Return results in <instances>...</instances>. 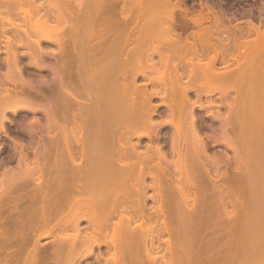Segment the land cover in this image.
<instances>
[{"label":"bare ground","instance_id":"6f19581e","mask_svg":"<svg viewBox=\"0 0 264 264\" xmlns=\"http://www.w3.org/2000/svg\"><path fill=\"white\" fill-rule=\"evenodd\" d=\"M28 1L32 3L31 5L29 2L32 9L35 6L36 10L33 9L34 12L37 13L38 11L39 17L37 18L41 19L39 22L46 25L50 20H53V22L55 20L56 24L58 21L60 24L58 26L62 27L55 35H51L52 33H49L48 30H46L47 33H45L46 31L43 32L45 30L43 27L42 32H40L41 35L32 37L28 30L24 29L23 31L21 27L19 30H22L26 39L24 37L15 39V36L14 38L9 35L5 36V41L8 43H6L8 53L6 55V71H0V127L2 128L4 121L7 120L4 114L6 110L12 112H17L20 109L32 112L40 110L46 117L45 123L41 126L47 129L54 128L56 133L50 140L41 143L39 156L36 164H34L36 166H32L34 168L21 161L18 162L16 169H5L0 173V264H16L19 261L18 264H21L23 259V264H77L82 258L93 254L95 247L98 248L104 243V238H97L96 233L92 237L90 235L95 231L98 232L100 228H105L102 229L104 233L110 226H112L111 230L116 229V232L118 230L119 241H111L113 240L112 236L111 240H108L111 242L107 245L109 250L112 248L110 253V261L112 262H106L105 264H264V175L257 180L260 186H258V190H252L253 192L248 193V186L244 187V181L247 177H245L246 174L242 169L246 166L242 162V160H245L241 157L242 148L237 147L238 145L234 146L232 133L230 135V132L236 130V127L239 129L238 125L241 127V123H244L243 121L239 123L238 120L244 114L243 110L246 112V109H248L245 105L246 109H242L243 103H248L250 98L254 99L257 96L254 99L255 104L258 99L259 101L262 99L263 103L260 104L261 101L260 103L257 101L260 105L256 104V108L259 106L258 110L261 106V111H264V29H261L260 25L249 22L248 29H246L253 36L240 40L238 36L233 38V35H225L226 29L218 28L222 24V16H216L214 27L216 30L218 29V34L216 33L214 36L210 27L202 26L206 17L199 13L196 18L191 20L194 25L199 27V30L196 33L193 32L190 39L188 36H182L181 32L177 31L179 22L176 20L177 15L175 16V12L179 10L185 14L187 11L185 8H181L179 1L172 3L171 7L168 4L169 10L167 8L165 11H161L163 12V15H160L161 17H159V14L162 13L156 12L158 18H154V15V19L150 18L152 16L150 12V14L144 13L147 14V18L143 16V13V15L137 13L140 14V17L143 16L140 20L145 18V21L140 23L137 20L138 17L135 19L134 12L136 9L134 7L137 5L138 10H145L144 7L142 8L143 4L140 8L142 0ZM20 3L27 5L25 2L20 1ZM20 3L18 2V4ZM151 3L149 4L152 6L158 4L153 5ZM3 4L4 2H2ZM158 5L161 7L160 4ZM156 6L150 8L151 11L157 9ZM10 7L12 6H9V9ZM9 9L8 11H10ZM150 9L148 8L149 11ZM154 11H152V14H154ZM164 12L166 13L164 14ZM30 15L32 16L31 12ZM33 16L35 17V15ZM6 17L5 19L0 16V28L3 31L5 28L10 27L19 28V23L8 19V16ZM24 18L26 19V17ZM4 20L7 25L2 24ZM27 23H29V20ZM157 31L160 33L157 34ZM244 31L246 30L244 29ZM152 32L157 34V36H154L156 34L153 35V37H156L154 38L156 43H150L149 40V47H146L145 43H143L145 46H141L143 45L141 42L149 39ZM146 37L148 38L146 39ZM43 42L53 43L58 47L60 54L55 58L53 64L47 65L48 63L45 64L43 60V55L47 53L42 46ZM132 42L134 43L130 46ZM23 43L30 45L27 52L31 65L52 70L51 78L44 79L42 77L40 79L43 85H47V89H45L47 92L36 91L40 93L41 100L31 99V94L26 92L27 88H32L34 91L37 87L34 86L32 80L24 77L14 51V44L20 45ZM230 45H234L236 48H246L244 50L249 49L250 52L247 51V53L249 52L248 56L255 55L252 58L254 61H252H257L256 64L245 67L243 62L244 66H242L240 61L243 59V51L240 48L239 50L236 49L235 52L234 49L233 52H229V49L228 51L225 50L226 47L230 48ZM216 46L218 51L215 50ZM101 47L106 56H101L97 60L87 58L91 56L93 50L97 51L96 49H98L99 52ZM163 47L170 48L171 52L168 49H166L168 50L166 52L163 51L161 49ZM197 47H213L212 61L214 62L217 55L220 54L224 66H228L229 62L228 57H225L227 52L230 55L234 53L230 56L233 57L234 61L239 57L236 66L233 68L224 69V66L221 69L216 68L213 62L209 61L212 56L209 57L208 62L205 60V64L199 67L192 66L194 70L198 69L196 70L200 73L199 75H203V80L198 87V94L201 92L210 94L213 90H216L220 96L226 99L227 112L224 113L226 116L222 115V117L218 113L217 117L220 123L219 130L222 134L220 136L227 143L233 144L231 147L233 155L231 157L224 153L213 158L217 160L216 176L218 179H222V182L217 184L219 195L215 202V208L213 210L211 207H209L211 210L208 207L206 208L203 202L206 198L204 191L207 189L205 190V186L200 185L202 188L199 190L202 193L198 197L196 194L192 196L187 195L188 193L183 194L187 200L192 197L191 199L194 202L198 198L201 202L198 210L194 209V212L185 214L179 208L180 204L176 199V195L175 197L172 195L168 197L167 194L165 197L163 191L165 189L171 190L170 188L174 182V186L180 187L177 190L181 192L187 189L190 190L194 185L192 182V180H195L193 176L195 175L194 178H196V174L199 173L197 172L198 168L195 170L199 164V168L202 170L201 173L208 178L211 177L207 165L212 157L206 154L202 137L196 129L193 109L194 106L199 107L201 103L187 97L188 90L194 88V85L183 84L181 81L182 73L174 71L176 65L172 69L173 63L171 66L168 63L171 55L178 52L179 49L184 48L185 54L189 53L191 54L190 57H193L194 54H198L196 52ZM70 48L71 52L69 50L68 53L67 49ZM175 49L178 50L175 51ZM251 51L253 54H251ZM164 52L166 56L164 65L167 68L170 67L171 70H167L169 71L166 72L167 75L162 74V71H160L161 76L152 75L153 78L149 77V71L156 65V61L152 60L153 53H158L162 57ZM224 52H226V55H224ZM191 59L189 60L191 61ZM226 62L227 64H225ZM102 63L107 66V75H105L106 73L102 74ZM194 70L187 73L189 79L196 72ZM103 75L106 78H103L104 81H102ZM138 75L148 77L149 81L155 80L157 82L156 87L149 90L146 86L148 81L136 83ZM254 78H257V80H253ZM6 82H11L13 88L6 87ZM102 82L106 83V87L104 83V88H102ZM253 82H257L255 84L258 85V88H261L259 83H262V90L259 89L263 91V94L255 89L254 86L257 85ZM42 84L41 86H43ZM106 90L109 91V94L107 92L102 93ZM230 90H234L235 94L233 97L231 96L232 99L228 100L226 97ZM82 92L95 96V99L92 97V99L86 101L83 99L84 101H82L79 98L80 96L77 97V94L79 95ZM101 95L102 97H99ZM152 97H160L162 100L159 104H152ZM160 104L167 106L169 112L167 114L169 118L165 119L166 121L163 120V123H171L175 129L171 137L173 155L171 163L177 164L176 169L178 166L179 177L183 179L180 180L179 178V182L183 186H180L178 180L175 179L173 182L169 176H166L167 166L162 163L161 159L166 161L167 158L159 143H153L154 145L148 143L145 144L146 146L143 149L139 148L140 140L143 137L148 139L157 137L162 120H154L153 116ZM261 113L263 114V112ZM188 116L189 121L186 120L189 123L186 121L188 124H185L186 129L184 131L181 119ZM256 116L259 117V115ZM252 117L249 116V118ZM66 122L71 123V127ZM260 124L264 125V123ZM67 127L71 129L68 131L66 130ZM259 127L257 126V128ZM261 137L264 140V137ZM134 138H136L135 142L133 141ZM222 138L218 139L223 140ZM181 140H184L185 144L188 142L191 145L187 147L184 145V148H182L184 143L181 142V144ZM73 143L79 145V150H73V147H75ZM180 148H182V151ZM199 150L200 153H198ZM199 154L201 157L198 156ZM231 158L236 163L234 166L235 172H227V167L220 169L223 167L222 164H227V161ZM22 160L24 159L22 158ZM195 160L197 161L196 164L194 163ZM221 162V167H219ZM260 165L264 166V160ZM52 167L56 170L55 177L52 179L45 178L47 168L51 170ZM152 168L155 170L153 171ZM34 169L41 173L35 178L32 177ZM201 173L198 174V179ZM202 176L201 178H204ZM147 177H151V183L146 182ZM203 180L198 181L201 183ZM32 182L35 184L32 186L34 188V190L32 188V192H35L29 194L31 187L27 188V190L30 189L28 191L24 187ZM183 182L184 184H182ZM150 187L156 191V198H154L156 203L152 208L146 206V190ZM243 195L246 196V199H243L244 201L242 200ZM26 199L29 202L26 205L22 204V206L21 202H25ZM173 200L176 201L173 204V210H171L173 207L165 208L166 205L164 207L165 203L168 207H171V201ZM228 202L232 205V209L227 208ZM192 207L194 206L192 205ZM241 207L247 210L244 211V208L242 210ZM6 210L9 211L7 215L4 214ZM82 221L87 223L85 227H88V225L95 226V228L92 227V234L87 235V232L85 234L81 230ZM150 221L152 222L149 223ZM33 225H37L35 229H32L34 228ZM105 226L108 228L106 229ZM21 227L27 232L23 233L24 230L21 231ZM16 228L21 232L17 231V234H12L14 229L16 233ZM90 230L92 229L90 228ZM100 231L99 235L103 234ZM30 232H33L32 237H30L32 235ZM34 232H37V234H34ZM164 233L167 234V237L161 238ZM212 234H215L213 239L211 238ZM46 235H53L56 238L53 245L48 248L38 246L36 239L38 240ZM233 235H235V238L238 235L240 238L242 237V241L240 240L241 244L243 243L240 245L242 248L252 249L243 256L240 255L239 259L228 261L229 258H222V256L226 257L222 254L229 256L225 248L230 246L228 240ZM116 237L118 240L117 234ZM155 237L164 242V246L160 251L153 246ZM29 238L35 240L33 239L32 242ZM236 239L238 240V238ZM240 241L238 240V242ZM30 242L32 243L30 244ZM238 249L240 250V248ZM22 251L25 253V257H23L24 255L21 256L23 259L20 257ZM99 257L100 255L97 254L95 258ZM106 261L109 260L106 259Z\"/></svg>","mask_w":264,"mask_h":264},{"label":"rangeland","instance_id":"374dc122","mask_svg":"<svg viewBox=\"0 0 264 264\" xmlns=\"http://www.w3.org/2000/svg\"><path fill=\"white\" fill-rule=\"evenodd\" d=\"M11 1L13 2L12 4H11ZM17 1V2H16ZM20 1L21 2H25L27 5H25L24 3L22 4V3H20ZM41 2V1H43V0H37V2ZM70 1V0H69ZM145 1V2H144ZM148 1V2H147ZM160 1V0H159ZM158 0H156V1H154V0H151V1H149V0H142L140 3H141V5H140V8H141V6H142V4L144 5V6H142V8L144 7V9L145 10H142V9H140V10H138L139 9V7H134V9H136V11L134 12L135 14V19H137V17H138V22L140 23V22H144L145 21V18H147L148 16H147V14L145 15L144 13H151V17H150V15H149V17L150 18H153V15H154V18H158V16H156V12H161V11H165L167 8H168V10H169V8L171 7V5H172V3H174L175 1H179L178 3L180 4V6H181V8H185L187 11H186V13L184 14L183 12H181V11H179V10H177L176 12H175V16H176V20H178L177 22H179V28H178V30L177 31H179V32H181V35L182 36H188V38H190L191 39V37H192V34H193V32H197L198 30H199V27L198 26H196V25H194L193 24V22L191 21L192 19H194V18H196L197 16H198V14L199 13H201L202 15H204L205 17H206V19H205V21L203 22V24H202V26H206V27H210L211 29H212V31H213V35L215 36L216 35V33L218 34V29L216 30L215 29V27H214V20H215V18H216V16H222L221 18L223 19L222 20V24L221 25H219L218 26V28H222V29H226V32H225V35L226 34H228V35H230V36H232L233 35V38H234V36H238V39H244V38H250V36L252 37L253 36V34L252 33H250L249 31V33L247 32V25H249V22H252V23H254L255 25H260V28L261 29H264V0H169V1H167V2H170V3H167L166 1V4H164L165 2L163 1V0H161L160 1V3H158L159 2ZM2 2H4V4L2 5ZM8 2V3H7ZM16 2V3H15ZM18 2L20 3V4H18ZM30 1H28V0H25V1H23V0H15V1H13V0H0V16L3 18H5L6 16H8L9 18L8 19H11V20H13V21H15L16 23H19V28H16V27H10V28H5L4 29V31H3V29H1L0 28V71L1 72H4V71H6V55H7V53H8V50H7V45H6V41H5V39H6V37L5 36H11V37H13L14 38V36H15V39H18V38H21L22 39V37H24V39H26L25 37V34L24 33H22V30L24 31V29H26V30H28V32L32 35V37L34 36V37H37L38 35H41L40 34V32H42V30H43V27H44V29L45 30H43V32L44 31H46V30H48V32L50 33H52L51 35H55L56 33H58L59 32V29L62 27V26H58V21H57V24H56V21L54 20V22H53V20H50L48 23H46V25H43V23L42 22H39V21H41V19H38L37 17H39V13H38V11H37V13L36 12H34V10H36L35 9V6H34V10L32 9V3H31V5H30V3H29ZM37 2H35V3H37ZM72 2V1H71ZM143 2V3H142ZM153 3V5L154 4H156V3H158V4H160L161 5V7L157 4V6L156 5H154V6H156L157 7V9H158V11H157V9H154V10H156V11H154V10H152V11H154L153 13L154 14H152V11H151V9L150 8H153L154 6H152V5H150L149 3ZM164 2V3H163ZM73 3V2H72ZM151 3V4H152ZM166 6H164L163 4ZM8 4H10V5H8ZM30 6H29V5ZM38 4V3H37ZM146 4H148V5H146ZM168 4H169V6H168ZM2 5V6H1ZM6 5V6H5ZM131 5V4H130ZM152 6V7H150V6ZM9 6H12V7H10V9H9ZM74 6V5H73ZM132 6V5H131ZM165 8H163V7ZM1 7H2V9H1ZM29 7V8H28ZM31 7V8H30ZM72 7V6H71ZM159 7V8H158ZM25 10H24V9ZM74 8V7H73ZM148 8L150 9V11L148 10ZM161 8V9H160ZM7 9V10H6ZM8 9L10 10V11H8ZM13 9V10H12ZM29 9V10H28ZM163 9V10H162ZM22 10V11H21ZM28 10V11H27ZM160 10V11H159ZM6 11H8V12H6ZM12 11V12H11ZM14 11V12H13ZM142 11H145V12H142ZM11 12V13H10ZM25 12V13H24ZM30 12H31V14H32V16L30 15ZM32 12H34V13H32ZM167 12V11H166ZM166 12H164V14L166 13ZM36 13V14H35ZM137 13H140V14H142L145 18H144V20L142 19V20H140L141 19V17H143V16H141L140 17V14L138 15ZM149 13V14H150ZM162 14H159V17H161L162 15H163V12H161ZM177 13V14H176ZM27 14V15H26ZM24 15V16H23ZM33 15H35V17L33 16ZM138 15V16H137ZM158 15V14H157ZM161 15V16H160ZM30 16V17H29ZM147 16V17H146ZM24 17H26V19L24 18ZM140 17V18H139ZM7 18V17H6ZM5 18V19H6ZM24 18V19H23ZM153 18V19H154ZM31 19V20H30ZM38 19V20H37ZM149 19V18H148ZM26 20V21H25ZM28 20H29V23H27L28 22ZM152 20V19H151ZM1 21V20H0ZM53 23H52V22ZM149 21H150V19H149ZM1 23V22H0ZM6 22H5V20L3 21V25H7V23L5 24ZM33 23V24H32ZM39 23H42L41 25L39 24ZM51 23V24H50ZM37 24V25H36ZM1 25V24H0ZM40 25V26H39ZM50 27H49V26ZM60 25V24H59ZM61 25H63L62 23H61ZM36 26V27H35ZM42 26V27H41ZM55 26V27H54ZM201 26V27H202ZM1 27V26H0ZM22 27V28H21ZM24 27V28H23ZM57 27H59L58 29H57ZM64 27V26H63ZM22 29V30H19V29ZM47 28H49V29H47ZM51 28H53V29H51ZM247 28V29H246ZM38 29V30H37ZM56 29H57V32H56ZM244 29L246 30V31H244ZM52 30V31H51ZM63 30H64V28H63ZM240 30V31H239ZM37 31H38V33H37ZM61 31H62V29H61ZM241 32V33H240ZM243 32V33H242ZM45 33H47V31L45 32ZM62 33H63V31H62ZM160 32L159 31H157V34H159ZM231 33V34H230ZM234 33H236V34H234ZM154 34H156V33H154ZM153 32L151 33V37H149V39H147L148 37H146V39L147 40H144L143 42H141L142 44L143 43H145L147 46L146 47H149L150 45H149V40L151 41L150 43H156L155 41H156V39H154V38H156V37H153ZM157 34L156 35H154V36H157ZM242 34V35H241ZM24 35V36H23ZM58 35V34H57ZM60 35V34H59ZM161 35V34H160ZM248 35V36H247ZM20 36V37H19ZM152 37H153V40H152ZM158 37H161V36H158ZM158 37H157V40H158ZM134 42H132L131 44H130V46L133 44ZM8 44V43H7ZM145 44H143V45H141V46H145ZM231 44V43H230ZM232 44H234V43H232ZM15 46H14V51H15V53H16V55H17V57H18V62H19V65L21 66V68H22V72H23V75H24V77H26V79H30V80H32V82L34 83V86H36L37 88L36 89H34V91L32 90V88L30 89V88H27V87H25V88H27V90H26V92H28V93H30L31 95H30V98L31 99H33V100H35V101H37L38 99L39 100H41L42 99V97H40L41 95H40V93H37V92H39L40 90L41 91H44V92H47L45 89H47L46 87H47V85L45 86V85H43L41 82H40V79H42V77L44 78V79H49V78H51L52 77V70L50 69V68H37V67H35V66H33V65H31L30 63H29V55H28V49H29V46L28 45H26V44H20V45H17V44H14ZM42 46H43V48L47 51V53L46 54H44L43 55V60H44V62H45V64H47V65H50V64H53L54 63V61H55V58H57V56L60 54L59 52H58V47L55 45V44H53V43H48V42H43V44H42ZM232 45H230L229 47L230 48H228V47H226V49L225 50H227L228 51V49L230 50L229 52H233V49H234V52H235V50L237 49V50H239V48H240V50H242L243 51V53H244V55H243V61L241 60L240 62H241V64L243 63L244 65H245V67H247V66H249V67H251L252 65L254 66V64H256L255 62H257V61H255V62H253L254 61V59H252L255 55H249L248 56V54H249V52H250V50H249V52L247 53V51L248 50H244V49H246V48H244L243 49V47L241 48V47H238V48H236L234 45L231 47ZM145 47V48H146ZM233 47H235V48H233ZM208 48V49H207ZM218 47L216 46V48H215V50H217L218 51V49H217ZM163 51H168V50H170V52H171V49L170 48H167V47H163V48H161ZM166 49H168V50H166ZM179 49V48H178ZM178 49H175V51H177ZM197 49L198 50H196V52L198 53V54H194L193 55V57L191 56L190 57V55L191 54H189V53H186L185 54V51H184V48L182 49H179L178 50V52H174L172 55H171V57H170V61H169V65L171 66L172 65V63H173V66H171L172 67V69H173V67L176 65V67H174V71H176V72H179L180 74L182 73V76H181V81H182V83L183 84H188L189 83V85H194V88L192 87V88H190V90H188V99H190V100H197L199 103H201L200 104V106L198 107V106H194V109H193V113H194V116H195V124H196V129H197V131H198V133L200 134V136L202 137V140H203V144H204V149H205V152H206V154L207 155H209L210 157H212V160L211 161H209L208 162V165H207V167L209 168V171H210V175H211V177H206V175L205 174H203V173H201L202 172V170H201V168H199L200 167V164H199V162H198V166L196 167V169L195 170H197V168H198V170H197V172H199V173H201L200 175L202 176V177H204V178H201V176H199L200 178L198 179V174H196L197 176H196V178H194L195 177V175L193 176V179H195V180H192V182H193V186H192V188L190 189V190H184L183 192H181L180 190H177L178 189V187L179 186H174L175 185V182H174V180L176 179V180H178V182L180 181V180H183V179H181L180 177H179V175H180V172H178V166H177V169H176V163H171V161H172V159H173V155H172V148H171V137H172V133H173V131L175 130L174 129V127H173V125L170 123H168V122H166V123H163V120H167L169 117L167 116V114L169 113L168 112V109L166 108L167 106H164V105H159L158 107H157V110H156V113L154 114V116H153V119L154 120H157V121H161L162 120V124H161V127H159L158 128V132H157V137L155 138V139H148L147 137H143L141 140H140V145H139V148H141V149H143L146 145L145 144H153V143H159L160 145H161V147H162V150L165 152V154H166V161L165 160H163V159H161L162 160V163L164 164H166V166H167V171H166V176H169L170 177V180L171 181H173L174 182V184L171 186V190H169L168 191V189H165V190H167V191H163V194H164V196L166 197V195L168 196V197H171V195L173 196V197H175V195H176V199L178 200V202H179V204H180V209H181V211H183L185 214H187V213H192V212H194L196 209L198 210V208H200V205H201V202H200V199L198 198L197 200H196V202H194L191 198L192 197H190L188 200L186 199V198H184V195L185 194H187V195H194V194H196V196L198 197V195L199 194H201L202 192L200 191L201 189L200 188H202V186H205V190L206 191H204L205 193H204V195H206V198H205V201L203 202L204 204H205V206H206V208L208 207V209H210L211 210V208H212V210H213V208H215V202H216V199H217V196L219 195V192L217 191V184L218 183H221L222 182V179H218L217 178V172H216V170H217V163H216V161L217 160H214L213 158L214 157H216L217 155H221V154H224V153H226V154H228L229 156H231V155H233V151H232V146H233V144L231 145V143H227L226 142V140L224 141V138H222L220 135H222L221 134V130H219V128H220V123H219V119H218V117H217V114L219 113V114H221V116L222 115H224V113L226 114V112H227V106H226V99L223 97V96H220V94H219V92L218 91H214L213 90V92L212 93H207V94H205V92H201V93H199L198 94V91H199V89H198V87H199V84H201V82H202V80H203V75L201 74V75H199L200 73H198V69L196 70V72L195 73H193V75H192V77H191V79H189V77H188V75L189 74H187V73H189L191 70H194L193 68H192V66H194V67H196V66H201V65H203V64H205L206 62H208V60L210 59L209 57H211L212 55H213V51L212 50H214V48L212 47H206V48H202V47H197ZM232 49V50H231ZM57 50V51H56ZM68 50V53H69V50H70V52H71V48L70 49H67ZM97 51H95V50H93V52H92V54H91V56H89V55H87V56H89V57H87V56H85V57H87V58H89V59H99L101 56H103L104 57V52H103V49H102V47H101V49H99V52H98V49H96ZM174 50V49H173ZM183 50V51H182ZM224 50V51H225ZM236 50V51H237ZM251 50H252V48H251ZM90 51V50H89ZM92 51V50H91ZM181 51H182V53H181ZM246 51V52H245ZM25 52V53H24ZM98 54H97V53ZM165 52L163 53L164 54V56L162 55V57H161V55L159 56V54L158 53H153V55H152V60L153 61H156L155 63H156V65L154 66V68L152 69V70H150L149 71V73H148V75H149V77H151V78H153V76H161L162 74H165V75H167V73L166 72H169L171 69H170V67H168L167 68V66L166 65H164V63H165V59H166V56H165ZM229 52H227V55H226V52H224V55H226L225 57L227 58V60H229V62H228V66L226 67V66H224L223 64V61H222V57H221V55L219 54V55H217V58H216V60H214V62L212 61V58H213V56L211 57V59L209 60L210 62L212 61L213 62V65L216 67V68H220L221 69V67L222 66H224L225 68L224 69H226V68H233V67H235L236 66V62L238 61L237 59L239 58L238 57V54H237V59H235L236 61H234L233 60V57L231 58L230 56H232L234 53H232V55H230V53ZM252 52V51H251ZM91 53V52H90ZM90 53H88V54H90ZM94 53V54H93ZM100 53V54H99ZM102 53V54H101ZM237 53V52H236ZM235 53V54H236ZM246 53V54H245ZM70 54H72V53H70ZM210 56H209V55ZM251 54H253V52L251 53ZM98 56V57H97ZM106 56V55H105ZM207 56H208V59H207ZM236 56V55H235ZM245 56V57H244ZM95 57H97V58H95ZM161 57V58H160ZM164 57V58H163ZM220 57H221V59H220ZM230 57V58H229ZM163 58V59H162ZM192 58V59H191ZM257 58V57H256ZM160 59H162V60H160ZM172 59V60H171ZM188 59V60H187ZM189 59H191V61L189 60ZM103 60L105 61V59L103 58ZM175 62H174V61ZM205 60H206V62H205ZM233 60V61H232ZM253 60V61H252ZM75 61V60H74ZM164 61V62H163ZM197 61H198V63H197ZM222 61V62H221ZM232 61V62H231ZM76 62V61H75ZM160 62V63H159ZM162 62H163V64H162ZM171 62V63H170ZM190 62V63H189ZM193 62V63H192ZM205 62V63H204ZM224 62H225V59H224ZM227 62L225 63V64H227ZM92 63V62H91ZM96 63V62H95ZM94 63V65L96 66V64ZM175 63V64H174ZM192 63V64H191ZM200 63V64H199ZM223 63V64H222ZM86 65H89V64H87V63H85ZM84 64V65H85ZM103 64V63H102ZM198 64V65H197ZM242 64V66H244ZM162 66V67H161ZM106 67L107 66H104V64L102 65V74H105L107 71V69H106ZM166 67V68H165ZM157 68V69H156ZM159 68H162L161 70L159 69ZM192 68V69H191ZM166 69V70H165ZM154 70V71H153ZM159 70V71H158ZM167 70H169V71H167ZM194 70V71H195ZM160 71H162V74H161V72ZM104 72V73H103ZM191 73V72H190ZM199 75V76H197V75ZM105 75H107V73L105 74ZM105 75H103L102 76V81H104L103 80V78L105 77ZM153 75V76H152ZM148 77H143L142 75H138L137 77H136V83H138L139 84V82L141 83H143V81L144 82H147L148 81V84L146 85L147 86V88L150 90V89H153V87H156V81L155 80H151V81H149L148 79H147ZM104 79H106V78H104ZM253 80H257V78H254ZM252 80V81H253ZM105 82H106V80H105ZM105 82H102V88H104L103 87V84L105 83ZM258 82H260V81H258ZM263 82H264V80H263ZM255 83H257V82H253V84H255ZM41 84L43 85V86H41ZM261 84V88H262V83H259V85ZM6 87H9V88H13V84L11 83V82H6ZM105 85V87H106V83L104 84ZM255 85H257V84H255ZM254 86V85H253ZM42 87V88H41ZM255 87V89L257 90V91H260L262 94H263V91H264V89H263V91H261L259 88H258V85L257 86H254ZM18 89H19V86L17 87ZM41 88V89H40ZM196 88V89H195ZM263 88H264V86H263ZM106 89V88H105ZM37 90H39V91H37ZM103 90V89H102ZM108 90V89H107ZM102 91V93L103 92H107V94H109V91ZM33 91V92H32ZM37 91V92H36ZM73 93H75V92H73ZM76 94V93H75ZM106 94V95H107ZM230 94V95H229ZM229 94H228V96L226 97L228 100H230V99H232L231 98V96L233 97L234 96V94H235V92H234V90H230L229 91ZM259 95H261V94H259ZM78 96H80L79 98L82 100V101H84L83 99H85V101L86 100H88V99H92V97H93V99H95L94 97L95 96H91V95H88L86 92H85V94H84V92H82L81 94H77V97ZM90 96V97H89ZM89 97V98H88ZM96 97H98V96H96ZM99 97H102V95L101 96H99ZM98 97V98H99ZM255 97V96H254ZM253 97V98H254ZM262 97H263V95H262ZM261 97V98H262ZM225 100H224V99ZM255 98H257V96L255 97ZM254 98V99H255ZM264 98V97H263ZM251 99V98H250ZM248 100V103L250 104H248V103H246V104H244L243 103V108L242 109H244L245 107H244V105L245 106H247L246 108H248V109H246V112H245V110H243V112H244V114L242 115V113H241V115L242 116H240L239 117V120H238V122L240 123V121H243L244 123L242 124L241 123V127H240V125H238L239 126V129H238V127H236L235 129L236 130H234V131H232V132H230V135H231V133H232V139L234 140V146H237V147H240V148H242V159H245V160H242V162L246 165V166H244V167H242V169H243V171L245 172L244 174H246L245 175V177H247L246 179H245V181H244V187H247L248 188V193H251V192H253V191H255V190H258V188L260 187L259 186V183L257 182V180L261 177V176H263L264 175V170H263V167L264 166H261L260 164H262L263 163V160H264V155L262 156V154H264V143H262V142H264V140L262 139V137L261 136H263L264 137V125H262V124H260L259 125V123H264V117H262V116H264L263 114H264V111H261V106H260V108L257 110V108L259 107L258 105H260V104H262L263 102V100L262 99H260V101H261V103H260V101H259V99L257 100V101H259V103L256 101V104H258L257 106V108H256V104L254 103L255 101H254V99H251V100ZM161 100L162 99H160V97H152V100H151V102H152V104H154V103H157V104H159V102H161ZM253 100V101H252ZM212 102V104H210L211 102ZM245 101H247V100H245ZM250 101V102H249ZM254 104H253V103ZM225 103V104H224ZM248 105L250 106V108L248 107ZM255 105V106H254ZM253 106V107H252ZM263 107V106H262ZM264 108V107H263ZM263 108H262V110H263ZM241 109V108H240ZM251 111H250V110ZM248 110V111H247ZM255 111H256V113H258V114H256L255 113ZM263 112V114L261 113V112ZM210 112H212L211 114H210ZM240 112V111H239ZM241 112H242V110H241ZM259 112H260V114H259ZM247 113V114H246ZM249 113V114H248ZM5 116H6V118H7V120H5L4 121V124H3V126H2V128L0 127V173L1 172H3L5 169L7 170V169H10V168H13V169H16L17 168V165H18V162H21L22 161V163H28L29 164V166H36V165H34V164H36V160L38 159V156H39V150H40V148H41V143H43L44 141L46 142V140L48 141V140H50V138H52V136L56 133L55 132V129L54 128H43L41 125L42 124H44L45 123V121H46V117H45V114L42 112V111H36V112H32V111H28V110H26V109H20L19 111H17V112H12V111H10V110H6L5 111ZM166 115V116H165ZM256 115H259V117L258 116H256ZM220 116V115H219ZM224 116H226V115H224ZM248 116V117H247ZM249 116L250 117H252V118H249ZM161 117V118H160ZM223 117V116H222ZM243 117V118H242ZM256 117V118H255ZM188 118H189V116L188 117H186V118H184V119H181L182 121H181V124H182V126H183V130L185 131V124L187 125L189 122V120H188ZM255 120H254V119ZM260 118V119H259ZM188 121H187V120ZM238 119V118H237ZM252 121H251V120ZM263 120V122H262V120ZM37 120V121H36ZM165 120V121H166ZM249 120H250V122H249ZM34 121H36L35 123H34ZM164 121V122H165ZM188 123H187V122ZM185 122V123H184ZM255 122V123H254ZM40 125H39V124ZM67 123V125H72L71 123H68V122H66ZM238 123V124H239ZM252 123V124H251ZM38 124V125H37ZM250 125V126H249ZM260 126L259 128H257V126ZM253 126V128H251ZM71 127V126H70ZM255 127V128H254ZM261 127H262V129H261ZM257 128V129H256ZM45 129V130H44ZM52 129V130H51ZM71 129V128H70ZM69 129V127H67V129L66 130H70ZM256 129V130H255ZM260 130V131H259ZM236 131V132H235ZM257 131H259V132H257ZM220 132V133H219ZM238 132V133H237ZM262 132V133H261ZM184 133V132H183ZM260 133V134H259ZM219 134V135H218ZM258 135V136H256V135ZM185 135V134H184ZM235 135V136H234ZM243 135V136H242ZM254 135V136H253ZM259 135H261V136H259ZM217 136V137H216ZM218 136H220V137H218ZM230 136V137H231ZM49 137V138H48ZM218 139V138H222L223 140H221V139H216V138ZM236 137V138H235ZM256 137V139H257V142H258V144H257V142H256V139H254ZM237 138H238V140H237ZM244 138V139H243ZM262 140H261V139ZM216 139V140H215ZM260 139V140H259ZM219 140H221V141H219ZM133 141L135 142L136 141V138H134L133 139ZM184 140H181L180 141V143L181 142H183ZM239 141V142H238ZM184 143V142H183ZM182 144V143H181ZM180 144V145H181ZM154 145V144H153ZM190 146L191 145V143H184L183 145H182V148H184L183 146ZM230 145V146H229ZM73 146H75V147H73L74 149L73 150H79V145L77 146V145H74V143H73ZM182 148H180L181 149V151H182ZM261 148V149H260ZM263 150V151H262ZM198 153H200V150L198 151ZM199 157H201V155L199 154L198 155ZM259 156V157H258ZM24 159V160H22V158ZM232 157V156H231ZM258 158V159H257ZM20 159V160H19ZM196 159V158H195ZM79 160V159H78ZM197 161H199L198 159H196ZM194 161V163L195 162H197V161ZM24 161V162H23ZM52 161V160H51ZM190 161V160H189ZM260 161V162H259ZM50 162V161H49ZM49 162H48V164H49ZM192 162V161H191ZM190 162V163H191ZM254 162V163H253ZM262 162V163H261ZM189 163V162H188ZM189 163V164H190ZM249 163V164H248ZM250 163H252V164H250ZM258 163V164H257ZM260 163V164H259ZM164 164V165H165ZM192 164V163H191ZM196 164V163H195ZM221 164H222V162L220 163V165H219V167H221ZM228 164V165H227ZM227 164H222V166L223 167H221L220 169H223V168H226L227 167V172H229V173H232V172H235V168H234V166H235V161L231 158L230 160H228L227 161ZM254 164V165H253ZM224 165H226L225 167H224ZM253 165V166H252ZM257 165V166H256ZM50 166V165H49ZM196 166V165H195ZM249 166V167H248ZM34 167H32V168H34ZM258 167V168H257ZM190 168H191V166H190ZM260 168H262V169H260ZM49 168H47V172H46V174H45V178L47 177L48 179L50 178V179H52L53 177H55V172H56V170H54V168L52 167L51 168V170H48ZM192 169V168H191ZM190 169V171L192 172V170ZM235 169V170H234ZM241 168H240V170H242ZM152 170L154 171L155 169L154 168H152ZM34 173L32 174V177H38V175L39 174H41V173H39V172H37L35 169H34V171H33ZM47 173H49V175H47ZM248 175V176H247ZM257 177V178H256ZM179 178H180V180H179ZM206 178V179H205ZM206 181H204V180ZM252 179H253V181H252ZM198 180H203L202 182H203V184H202V182L200 183ZM255 180V181H254ZM146 182L147 183H151V177H147L146 178ZM197 183V184H195V183ZM180 183V186H183V185H181V182H179ZM256 183V184H255ZM30 184H32V185H30ZM30 184H28V185H26L27 187H24L25 188V190H27V188H30L31 187V192H29V194H31V193H34L35 191H33L32 192V186H34L35 184H33V182L32 183H30ZM182 184H184V182L182 183ZM200 185H202L201 187H200ZM29 186V187H28ZM207 186V187H206ZM259 186V187H258ZM243 187V188H244ZM23 188V189H24ZM180 188V187H179ZM23 189H21L22 191H23ZM175 189V190H174ZM200 189V190H199ZM245 189V188H244ZM20 190V191H21ZM28 190H30V189H28ZM27 190V191H28ZM33 190H34V188H33ZM253 190V191H252ZM200 191V192H199ZM244 191H246V190H244ZM186 192V193H185ZM155 193H156V191H155V189L154 188H152V187H150V188H148L147 190H146V196H147V200H146V206L147 207H150V208H152V207H154L155 206V200H154V198H156V195H155ZM184 194V195H183ZM183 195V196H182ZM245 195H248V194H245ZM245 195H243L242 196V200L244 199H246V196ZM181 197V198H180ZM182 197H183V199H182ZM244 197V198H243ZM243 200V201H244ZM29 202V200L28 199H26L25 200V202H21V205L23 204V205H26L27 203ZM166 202V201H165ZM164 202V203H165ZM172 203H171V207H168V205L165 203L164 204V207H165V205H166V207L165 208H172L173 207V204L176 202L175 200H173V201H171ZM182 202H184L185 203V205H184V203H182ZM169 204V203H168ZM188 204H189V206H188ZM195 204V205H194ZM207 204V205H206ZM209 204H211L210 206H209ZM22 205V206H23ZM192 205L194 206V207H192ZM213 205H214V207H213ZM169 206H170V204H169ZM186 206V207H185ZM199 206V207H198ZM209 207H211V208H209ZM227 208L228 209H232L233 207H232V205L228 202V204H227ZM244 208V207H243ZM243 208L241 207V209L243 210ZM174 209V207L171 209V210H173ZM195 209V210H194ZM207 209V210H208ZM194 210V211H193ZM247 209L246 208H244V211H246ZM5 212V211H4ZM9 211H7L6 210V213H4L5 215H7V213H8ZM148 222V221H147ZM152 221H150L149 223H151ZM149 223H147V224H149ZM34 226V225H33ZM32 226V227H33ZM37 226V225H36ZM36 226H34V228H32V229H35L36 228ZM85 226H87V223L85 222V221H82V223H81V230L86 234V232L88 233L87 235H90V234H92V232L91 231H93V228H95V226H90V225H88V227H85ZM93 227V228H92ZM106 227V226H105ZM112 226H110V228H111ZM90 228L92 229V230H90ZM108 227H106V229H107ZM110 228H108L107 230H105L104 231V233H103V230L105 229H99V228H96V229H99V230H101L100 231V233H103V234H100L99 235V230H98V232L97 231H95L92 235H90L91 237L92 236H94V234L96 233L97 235H98V237L97 238H99V239H101V238H104L103 239V241H104V243H102L101 245H100V247H95L94 248V253L93 254H91V255H89V256H86V257H84V258H82L79 262H77V264H105L106 262L107 263H111L112 261H110V256H111V252H112V248L109 250L108 249V243L110 244L111 242H109L108 240H111V238L113 237V240H111V241H115V242H118L119 241V235H118V230H117V232H116V229H114L115 230V233H114V230L112 229H110ZM17 229V228H16ZM20 230L22 231V230H24V229H22V227L20 228ZM19 229H17L16 230V233L14 232L15 231V229H14V231H12L13 233L12 234H17V231H20ZM20 231V232H21ZM36 231V230H35ZM111 233H110V232ZM19 232V233H20ZM23 233L24 232H27V231H22ZM69 232H71L70 230H69ZM106 232V233H105ZM108 232V233H107ZM18 233V234H19ZM31 233V232H30ZM33 233V232H32ZM31 233V234H32ZM37 234V232H34V234ZM90 233V234H89ZM22 234V233H21ZM108 234V235H107ZM116 234H117V236H118V240H117V237H116ZM209 234H211V233H209ZM97 235H95V236H97ZM103 235V236H102ZM115 235V236H114ZM33 236V234L30 236V237H32ZM107 236V237H106ZM112 236V237H111ZM210 237H211V235H209ZM209 236H208V238H209ZM213 236H215V234H212V239H213ZM167 237V234L166 233H164L162 236H161V238H166ZM236 238H238V240L240 241L241 240V238L239 237V235L236 237ZM235 238V235H233V236H230L229 237V245L230 246H228L227 248H225V250L227 251L226 253H228V255L229 256H227V254H222V255H226V257L225 256H222V258H225V259H227V258H229V259H227L228 261L229 260H231V259H233V260H237V259H239L240 258V255L241 256H243V254H246V252L248 253V252H250L251 251V249L252 248H242V246H240V245H242L241 244V241L240 242H238V240ZM30 239V238H29ZM34 239V238H33ZM33 239H30L32 242H33ZM212 239H210V240H212ZM29 240V241H30ZM35 240V239H34ZM55 240H56V238H54L53 237V235H46V236H43V237H40L38 240L36 239V243L38 244V246H40V247H49V246H51V245H53V243L55 242ZM161 239H158V238H154L153 239V246H154V248H158L159 249V251L160 250H162V246H164V242L161 240ZM102 241V242H103ZM32 242H30V244L32 243ZM239 244H238V243ZM246 243H248V242H246ZM161 248V249H160ZM238 248H240V250L238 249ZM13 249V248H12ZM26 249V248H25ZM24 249V251H26ZM154 250H156V249H154ZM237 250V251H236ZM242 250V251H241ZM248 250V251H247ZM110 251V252H109ZM243 251H244V253H243ZM223 252H225L224 250H223ZM238 254L239 252V254L237 255L236 253ZM235 253V254H234ZM22 254V255H21ZM100 255V257L99 258H95L96 257V255ZM2 255H3V253H2ZM24 255V256H23ZM21 256H23V257H25V253L22 251V252H20V257ZM109 258V259H108ZM159 258H160V256H159ZM21 259H23L22 257H21ZM20 259V260H21ZM106 259L107 260H109V261H106ZM128 259V258H127ZM22 261V263L21 264H23V261H24V259L23 260H21ZM232 261V260H231ZM20 262V261H19ZM18 262V263H19ZM2 263H4V262H2ZM18 263H16V264H18Z\"/></svg>","mask_w":264,"mask_h":264}]
</instances>
